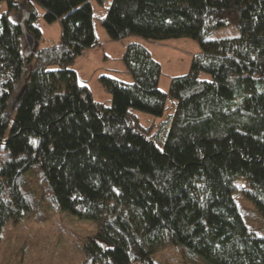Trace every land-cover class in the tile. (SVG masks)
<instances>
[{
  "label": "trees",
  "instance_id": "obj_1",
  "mask_svg": "<svg viewBox=\"0 0 264 264\" xmlns=\"http://www.w3.org/2000/svg\"><path fill=\"white\" fill-rule=\"evenodd\" d=\"M36 4L46 20H60L62 36L26 55L24 32L41 36ZM10 5L22 14L0 15V148L9 155L0 165V237L25 213L41 219L30 173L52 209L96 223L81 264H155L170 246L188 264H264V235L249 229L234 199L252 202L264 230V0H110L100 20L111 39L189 36L201 48L166 93L160 63L128 43L122 59L133 81L100 78L110 106L71 67L98 44L90 1ZM222 26L239 35L207 37ZM168 94L175 107L160 139L130 109L163 115Z\"/></svg>",
  "mask_w": 264,
  "mask_h": 264
},
{
  "label": "rangeland",
  "instance_id": "obj_2",
  "mask_svg": "<svg viewBox=\"0 0 264 264\" xmlns=\"http://www.w3.org/2000/svg\"><path fill=\"white\" fill-rule=\"evenodd\" d=\"M22 0H3L0 2V15L9 11L8 17L15 20L20 17L22 10H16L10 5ZM93 8V26L98 39V44L85 51L75 60L71 67L76 71L77 80L80 84L89 87L93 98L110 106L112 93L102 84L100 78L107 76L124 82H132V75L127 71L122 59L128 43L137 42L147 47L152 57L161 65V72L158 80V88L169 93L170 80L173 76L185 75L190 71L192 57L201 52L199 43L189 36L167 38L163 40L146 39L140 35L132 34L122 39H111L103 27L100 18L105 15L110 0L103 4L98 0H89ZM22 9L20 4L18 5ZM36 24L41 30V36L37 40V48L51 45L60 41L62 27L59 19L48 21L44 17L45 9L36 4ZM1 27V22H0ZM239 35V30L233 26H222L213 29L207 34L209 39L231 38ZM31 62L25 64L17 90L29 77L28 71ZM198 78L210 80V74L200 70ZM18 98L13 99V105ZM176 99L169 94L165 103L163 115L148 113L139 109L130 110L139 117L142 126L154 136H159L162 121L167 120L172 114ZM9 112L15 110L11 106ZM166 135L168 123L165 124ZM164 131V130H163ZM160 146L162 144L160 143ZM9 157L7 150L0 148V165ZM27 178L36 191L40 200L41 219L36 214L25 213L23 217L14 222L7 221L1 230L0 237V264H81L84 252L83 245L87 238L97 232L95 222L87 219H80L69 215L62 210H54L42 198V192L33 176L28 173ZM244 183H241L243 186ZM235 202L241 215L252 231L264 235L263 218L256 211L252 202L244 198L240 193L234 194ZM155 264H188L185 256L178 246H170L159 250L153 255Z\"/></svg>",
  "mask_w": 264,
  "mask_h": 264
},
{
  "label": "water",
  "instance_id": "obj_3",
  "mask_svg": "<svg viewBox=\"0 0 264 264\" xmlns=\"http://www.w3.org/2000/svg\"><path fill=\"white\" fill-rule=\"evenodd\" d=\"M24 40H25V47H26V55L33 54L37 50V40L29 34L27 31L24 32Z\"/></svg>",
  "mask_w": 264,
  "mask_h": 264
}]
</instances>
